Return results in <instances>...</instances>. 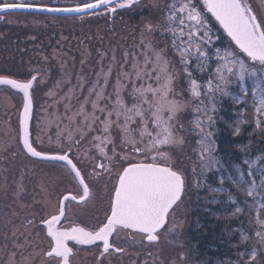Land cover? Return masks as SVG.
Here are the masks:
<instances>
[{"label":"snow or ice","instance_id":"6c2138e0","mask_svg":"<svg viewBox=\"0 0 264 264\" xmlns=\"http://www.w3.org/2000/svg\"><path fill=\"white\" fill-rule=\"evenodd\" d=\"M141 3L142 0H79L71 7H49L37 0H0V13L27 9L96 15V10L103 8L116 14L118 9L134 10ZM151 5L163 15L144 22L139 42L125 50L121 60L113 52L105 65L107 54L101 53L94 79L89 81L86 76L77 75L73 85L71 76L64 73L46 92L48 97L55 98L63 84L71 85L52 104L44 106L43 127L36 125L35 134L33 93L44 77L38 81L37 75L24 80L0 75V86L22 94L16 139L21 151L36 165L21 169L11 186L5 176L0 192L7 196L12 187L14 203L28 209L23 197L27 192L25 179L31 175L41 193V200L34 203H40L47 212L41 213L39 219L47 239L46 248L33 240L32 230L37 225L34 211H28L19 226L7 220L12 227L10 235L6 232L3 236L5 243L0 245V264H36L37 260L39 264H73L76 245L99 247L98 264H104L111 252H125L115 241L121 231L140 234L150 244L158 242L162 234H181L184 221L177 219L176 212L184 203L187 181L174 158V150L186 142L181 135V116L189 110L197 114L191 123L200 137L198 157L202 174L219 172L224 165L216 155L214 126L220 111L218 105L225 97L242 103L232 95L233 84L239 85L246 101L247 77L253 78L255 125L264 131V0L258 4L256 0H168L162 10L159 0H151ZM208 14L229 38L227 47H214L220 37L213 31ZM157 35L168 40H157ZM213 60L215 75L210 74L201 83L200 74L207 72ZM86 84L90 86L85 93ZM187 92L191 93L190 98H186ZM193 100L197 101L195 105ZM48 108L54 110L48 113ZM246 123V119L237 120L232 125L234 134L239 135L240 125ZM53 126L57 129L55 138L48 135L46 140L42 139L41 132L47 133ZM262 160L264 155L256 160L246 159L247 172L237 169L238 177H228L245 197L241 202L229 193L228 200L234 205L232 216L247 212L256 228L252 237L241 233L240 244L247 245L253 239L256 243L250 250L238 253L240 259L236 264H264V165L256 167ZM44 165L51 166L48 172ZM56 169L59 177L51 174ZM254 172L259 173L258 180ZM65 180L72 187L65 185L52 205L53 191H59ZM113 180L104 220L92 226L82 220L77 222L81 211L100 199L98 182ZM196 183L199 186V181ZM219 183L224 185L225 180L221 178ZM104 186L107 188V183ZM9 208L10 215L18 218L19 213ZM181 259H185L183 254Z\"/></svg>","mask_w":264,"mask_h":264},{"label":"rangeland","instance_id":"374dc122","mask_svg":"<svg viewBox=\"0 0 264 264\" xmlns=\"http://www.w3.org/2000/svg\"><path fill=\"white\" fill-rule=\"evenodd\" d=\"M259 0H256V3L258 4ZM91 16H85V17H67V18H59V17H50L49 15L45 14H35L32 13L31 15L29 14H22V13H9L8 15H3V19L7 21V23L11 22V24L17 26V32L18 34L23 38L18 45H14L10 40H0V73L1 72H6L9 73L8 75H12L18 79H25L29 78L31 74L38 72L40 74V77H44V80L40 82L37 85V95L38 92L40 93L38 97H40L43 101V104L37 105L36 106V115H35V125H34V134L36 133V125H41L42 124V118L46 115V112L44 111V106L52 104L53 99L58 98L59 95L61 94V90L63 89L64 85L61 86V89H57V97H48L46 95V92L44 95H41L42 88L45 86L46 83H48V77H52L55 79L54 83L49 86V89H52L56 81L60 80L61 77L63 76L64 73H68L71 78H72V84L74 85L76 83V79L73 78L77 72L79 74L86 76L89 81L94 79V73L96 71H99V62L101 60V53H106L107 55L104 57V64L107 65L108 62L111 59V56L113 52H115V55L118 60L122 59V54L125 50L131 49L126 48L124 44H122V36L117 37V34L115 33L114 36L111 37H105V45L102 46L100 49L98 46H90L89 45H84L81 48L76 47L74 43H72L69 38L71 36L67 34H75V33H86V32H96L97 31H102L100 30L101 27H106L105 23L108 21V18L105 19L103 17L96 15ZM160 15H155L154 18L153 16H150L151 20H155L158 18ZM147 18V20H150ZM36 21V23H35ZM47 23L44 25L42 24L43 22ZM101 23V24H100ZM96 24L100 25L98 28L93 27V31H86L87 27L96 26ZM212 25V23H211ZM119 27V26H118ZM141 27L135 28V30L130 29L132 34H127L129 35H135V38L137 37V42H139V35L141 31ZM213 31L217 36L220 37L219 40L215 42L214 47H227L229 45V41L220 36V31L212 25ZM9 30V31H8ZM10 28H7L4 32V35H10L11 31ZM109 30H112L109 28ZM129 30V29H128ZM115 31V30H114ZM52 35H60L59 38H51L49 36ZM58 33V34H56ZM138 33V34H137ZM97 33V37H98ZM137 34V35H136ZM0 36H3V34H0ZM76 36V35H75ZM74 36V37H75ZM157 40L163 41V40H168L167 37H160L159 35L156 36ZM78 45V44H77ZM161 47H163V43L160 44ZM96 47V49H95ZM51 49V50H50ZM99 49V50H98ZM50 50V53L48 54V51ZM42 51V52H41ZM97 51H99V54H96ZM80 61V64L83 66H88L87 68L89 69V72L87 74H83L80 71H74L75 68L77 67V61ZM215 64L216 61H211L210 66L207 70V72L200 74V76L203 77V80H200L201 83L203 81H206L210 74L212 76L215 75ZM55 69H54V67ZM179 67V65H177ZM86 68V69H87ZM44 76H43V74ZM194 76H197V73H193ZM11 76V77H12ZM199 79V77H198ZM252 84H253V78L252 77H247L245 81V86L249 89V98L245 101L243 93L240 92L239 90V85L238 84H233L231 86V92L232 95L235 97H238L241 99L242 103L236 104L233 102L231 97H225L223 99V102L221 105H218L220 108V111L217 113V123L214 126L215 128V142L217 145V152L216 155L217 157L221 160L219 157V151H220V146L218 144V139L220 138L221 134V129L225 125L227 121L223 119H220L222 116V112L225 111V109H228L233 115L237 117V120L240 119H246L248 123L247 125H255V120H254V113H253V108H252ZM88 86V84H86ZM85 85V86H86ZM71 86V85H70ZM69 86V87H70ZM90 86V85H89ZM111 90V89H109ZM186 98L191 97V93L187 92L185 94ZM197 101L193 100V105H195ZM61 107V106H60ZM63 110V109H62ZM47 112L50 113L49 108L47 109ZM196 113L189 110L186 113H184L181 116V123L183 124V130L181 132V135L184 136L185 138V144L183 145L182 148H176L174 150V158L177 163V165L180 168L187 169V174L190 180V196L194 201L198 199L199 196V190L201 191L204 183L208 180V175L210 173H203L201 170L200 162H199V157H198V141H199V134L197 130L194 128V124L191 123L192 121L195 120L196 118ZM236 120V121H237ZM243 125V124H242ZM240 125V127L242 126ZM253 125V128H254ZM55 127V126H53ZM51 127L47 133L41 132V137L42 139L47 138L48 135H51L53 138H55L54 132H52ZM257 128V127H256ZM6 129H10L6 127ZM262 132V131H260ZM7 142V141H6ZM7 145H10L14 151L11 155V158L7 160V163L3 165L0 173V184L3 183L4 177L6 176L8 178V184L11 186L13 179L15 177H9L15 176L20 173L21 169H31L33 167H36L32 160L28 159L25 154L21 151V146L17 142V139L11 141ZM3 150V151H2ZM15 153V155H14ZM6 157L8 155V151H5L4 149H1L0 156ZM260 155H254L253 157L247 156L248 159L251 160H256L257 157L261 156ZM246 157V158H247ZM260 161H258L259 163ZM258 163L256 165L257 168H259ZM23 166H26L25 168ZM11 167L13 169H11ZM50 167H47V169H44L45 172H48ZM7 169V171H5ZM195 169V171H193ZM8 172V173H7ZM9 174V175H8ZM52 176L54 177H59L60 173L58 169L52 171ZM258 180V179H257ZM35 185L36 187V180L33 178L31 175L27 176L25 179V184L27 187V192L25 193L23 197V203L27 204L29 206L28 209H21L17 203H14L13 197H12V187L9 188L8 190V195L5 196L3 192H0V245L5 243L3 236L6 232H9V229L12 227V225L7 224V220L11 219L14 224L19 226L21 223L24 222L25 217L28 213V211H34L35 208L33 205L34 202H31V198H29L28 189H30V184L31 182ZM66 181V180H65ZM197 181H199V186H197ZM105 183L106 181H100L98 182V188H99V195L100 199L94 201L91 205H89L86 208V214L85 217H100L99 214L102 213L104 206L106 204L107 196H108V188H105ZM37 192L40 194V190L38 187ZM189 194V192H188ZM188 194L186 196H188ZM187 197L184 199V210L183 212H179V215L177 217L178 220H183L184 221V226L182 229V233L179 234L178 237L179 239L184 237V229L188 225V212H187ZM11 210H14L19 213V217H12L10 215V208ZM106 207V206H105ZM182 210V209H181ZM38 214V212H35ZM96 219V218H95ZM253 220V217H249V220ZM5 221V222H4ZM4 222V224H3ZM254 223V222H253ZM93 223H91L92 225ZM36 229L38 227L36 226L32 231H33V240L34 242L38 243L40 247L46 248V242L41 240L43 238L42 234H39V232H36ZM35 231V232H34ZM38 234V236H37ZM10 235V232H9ZM175 238V237H174ZM127 243L126 241H121V243ZM185 241L183 240L182 242L180 241L175 245L174 241L170 240L167 242L169 245L164 243H159L162 247H160V252L164 247H170L171 245H175L176 247H173V249L168 250L165 252V254H161L160 252L158 253L154 248H150L148 246L145 247L144 245L141 246L139 249H134L133 247H129L128 252L123 253L119 258H113L114 255L110 254L107 257V260H104V264H117L116 261L118 259H122L121 261L126 260L123 263H118V264H128V260H131L130 264H145V261L148 262V264H171L172 261H176V264H192L191 263V258L189 255V250L187 245L184 243ZM10 244V241H9ZM118 246L123 247L122 244L117 242ZM181 245H183L181 247ZM9 250L11 248L9 247ZM27 254V252H25ZM151 254V255H150ZM160 254V255H159ZM181 254L185 257V259H181ZM98 250H88L85 251L81 254V256H78L74 259V264H98ZM129 258V259H128ZM36 264H39V260H37Z\"/></svg>","mask_w":264,"mask_h":264},{"label":"trees","instance_id":"16d2710c","mask_svg":"<svg viewBox=\"0 0 264 264\" xmlns=\"http://www.w3.org/2000/svg\"><path fill=\"white\" fill-rule=\"evenodd\" d=\"M126 20L128 19L123 20L122 26H119L118 30L115 31L109 30L110 24L106 21V27H101L100 30L102 31L100 32L97 31V33H99L98 37L96 32L67 35L71 36L69 40L78 48L87 44L89 47L98 46L100 49L106 44L104 36L112 38V36L116 33L117 37L122 36L121 42L126 46V48H132L135 43H138L137 37L135 38V35L128 36L127 34H132L130 29L135 30V28L143 26V23L142 20H140V17L138 19L136 18L134 22L129 21L126 23ZM99 26V24H96V26L92 25L91 27H87L86 31H93L91 28H98ZM52 34L53 33H51V35ZM59 36L60 35H52L49 37L53 39L55 37L59 38ZM21 40H23L21 36L14 34L10 42L14 45H18L16 42H20ZM50 50L48 51V54L50 53ZM96 54L100 55L99 51H97ZM80 61L81 60L77 61V67L74 71H80L83 74H87L89 72V69L87 68L88 66L86 67L81 65ZM77 75H80L79 72H77L73 78L76 79ZM54 81L55 79L52 78L51 81L45 84L42 88L41 95H44L45 92L50 90L49 86H51ZM89 85L90 84H88V86ZM69 86V84H65L61 90V94L66 92ZM88 86H85V93ZM39 94L40 93L38 92V95ZM53 110L54 109L49 108L50 113ZM60 110L62 111V106L60 107ZM233 114L234 113L228 109H225V111L222 112V116L227 123H225L222 127L221 136L218 139V144L220 146L218 154L224 167L219 172H211V174L208 175V180L204 183L201 191L199 190L200 193L198 199L195 200L196 202L192 201L193 199L189 197L190 189H188L189 194L186 196L188 202V225L184 229V234H186L180 239L178 237L169 238L170 242L173 240L175 245L180 241H185L184 243L188 247V256H190L192 264H230V262L231 264H236V262L240 259L238 257V253L244 252L246 249L250 250L256 243L253 239L250 240L247 245L240 244L241 233H245L252 237L254 236L256 228L253 223L254 220H249V217L252 216H250L247 212L232 216L231 213L234 209V205H232L228 200L229 193L237 197V199L241 202L245 199V197L242 193L237 191L228 177L230 175L238 177L239 173L237 169L247 172L248 165L244 163V161L248 159L247 156L253 157L254 155H264V131L260 132L261 130L256 128V125L254 124H243L240 127V134L235 135L232 125L236 122L237 117ZM56 131V127H53V134L56 135ZM242 148L244 150H242ZM261 165H264V160L258 163L259 167ZM254 175L257 179H259L258 172H254ZM221 178L225 180L224 185L219 183ZM246 179H251V177L246 176ZM212 188H221L225 190L212 192ZM240 206L243 207V204L241 203ZM181 208V212H183V205ZM167 242L164 244H167L168 246L169 244ZM175 245L164 247L161 251L162 253L159 250L160 247H155V250L158 253L160 252L161 254H165L166 251L176 247ZM234 245H239V247H234ZM121 260L122 259H118L116 263H123L127 259L124 261ZM130 263L131 260H128V264Z\"/></svg>","mask_w":264,"mask_h":264},{"label":"flooded vegetation","instance_id":"af4514ba","mask_svg":"<svg viewBox=\"0 0 264 264\" xmlns=\"http://www.w3.org/2000/svg\"><path fill=\"white\" fill-rule=\"evenodd\" d=\"M38 3H43L46 4L48 6H59V7H63V6H74L76 3L79 2V0H37ZM168 3V0H159V5L161 10L164 8V6ZM163 15L162 11H157L156 9H154L151 5V0H142V3L139 7H136L134 10H121L118 9L116 14H109L107 12L104 11V9L99 10V12H97V15L100 17H103L105 19L108 18V22L110 24V28L112 30H118V26H122L123 20H126V23L130 22H134V20L140 17V20H142V23L144 24V22L147 20V18L149 19L150 16H154L155 15ZM210 17V23H212V25L214 27H216L219 31H220V36L222 38H224L225 40L227 39L229 41V38H227L226 33L223 32V29L220 28L219 23L217 21L214 20V18H211V15L208 14ZM36 23V21H35ZM46 22H43L42 24H46ZM7 28H10L11 33L10 35H4V32ZM9 31V30H8ZM17 32V26L11 24V22L7 23V21L5 20H0V34H3V36H0V40H10L11 38H13L14 34H18L15 33ZM19 35V34H18ZM20 36V35H19ZM38 73V72H35ZM9 73L6 72H1L0 75H8ZM43 74V72H42ZM13 75V74H12ZM10 75V76H12ZM33 75V74H31ZM44 76V74H43ZM30 77V76H29ZM48 82L51 81V76L48 77ZM34 100H35V105L37 106L38 104L41 105L43 104V100L38 97L37 95V86L34 90ZM22 107V94L16 92V91H11L10 89H6L4 86L2 88H0V153H1V149L7 148L8 151V155L6 157L0 156V173H1V169L3 167V165H5V163H7V160H9L11 158V155L14 151V149L10 146L7 145L8 143H10L11 141L16 139V135H17V129H18V118L20 116V109ZM34 122V121H33ZM35 125V122H34ZM6 127L10 128V129H6ZM7 141V142H6ZM3 151V150H2ZM33 162V161H32ZM24 168L26 166H23ZM44 169H47V167H50V165H44L43 166ZM11 169H13L11 167ZM59 171V170H58ZM8 173V172H7ZM9 175V174H8ZM19 175L16 174L15 176H11L9 175V177H15L17 178ZM1 180V178H0ZM34 181L31 182L30 184V189H28V193L29 194V198H31V202L33 203L34 200L35 201H40L41 200V193L39 194V192H37V188L34 187L35 185L33 184ZM114 180L111 182H106L107 183V188H108V193L110 192V189L112 187V184H114ZM65 185H67L68 187H72V185L67 184V181H64V183H61L59 186V191H53L52 197H51V202L52 205L55 204V197L59 195L60 191H63ZM105 206L107 207V200ZM35 205V212H38V214H36V222H37V227L38 229H36V232L38 231L39 234L43 235V238H41V240L45 241L46 243V247H47V239L45 238V232L42 228V225L39 224V219H40V215L41 213H43L44 215L46 214V211H44L40 205V203H34ZM102 211V213L99 214L100 217H85L86 214V209L81 211V214L78 218L79 222L80 220H82L85 224H87L88 226H92V225H96L99 222L104 220V210L105 207ZM73 209H76V205L72 206ZM48 211H51V207L48 209ZM96 218V219H95ZM73 220H76V217H72ZM5 222V221H4ZM3 222V224H4ZM91 223H93L91 225ZM67 224H65L66 226ZM35 232V231H34ZM90 250L89 248H86L85 250L83 249L81 252H85ZM81 253V254H82ZM118 258L120 257V255L117 256ZM115 259V258H114Z\"/></svg>","mask_w":264,"mask_h":264},{"label":"water","instance_id":"95a60500","mask_svg":"<svg viewBox=\"0 0 264 264\" xmlns=\"http://www.w3.org/2000/svg\"><path fill=\"white\" fill-rule=\"evenodd\" d=\"M51 7V6H49ZM52 7H56V6H52ZM63 7H71V6H63ZM103 9V8H101ZM99 10V9H97ZM20 13V12H24V13H36V14H46V15H56V16H67V17H74V16H83L85 15V13H75V12H45V11H37V10H27V9H17V10H14V11H11L10 13ZM9 13V12H8ZM91 12L89 13H86V14H90ZM0 14H6V13H0ZM34 75H37V77L39 76V74H34ZM13 78H16L14 76H12ZM18 79V78H16ZM30 79V78H29ZM22 80V79H21ZM24 80V79H23ZM1 87V86H0ZM34 103V101H33ZM34 107H35V103H34ZM34 107H33V116H34ZM33 123V122H32ZM183 171V173L185 174V177H186V173L183 169H181ZM186 181H187V185H188V180H187V177H186ZM187 185H186V188H187ZM187 193V191H186ZM186 195V194H185ZM182 206V205H181ZM68 226V225H66ZM163 231V230H162ZM126 241L127 243H129L131 246L133 247H139L140 245H144L145 247L148 248V246L150 245H153L155 247H160L159 243H163L164 242V239L162 238V235H161V238L158 242H153V243H149L146 241V239H143L142 236L140 234H137V233H133V232H127V231H121L119 237H117V241ZM99 243V242H98ZM77 247H93L95 245H92V246H89V245H84V246H80V245H76ZM125 249V252H128V248H124ZM76 252V257H78V251L74 250ZM110 254H113V255H116L118 253H115V252H112ZM75 257V258H76ZM73 264H74V261H73Z\"/></svg>","mask_w":264,"mask_h":264}]
</instances>
